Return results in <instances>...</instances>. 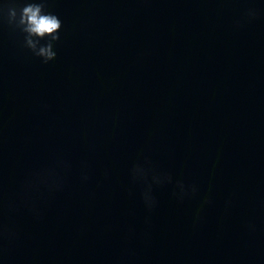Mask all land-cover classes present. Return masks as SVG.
Masks as SVG:
<instances>
[{"label":"clouds","instance_id":"obj_1","mask_svg":"<svg viewBox=\"0 0 264 264\" xmlns=\"http://www.w3.org/2000/svg\"><path fill=\"white\" fill-rule=\"evenodd\" d=\"M257 15L258 10L249 7L245 10L243 19L252 21ZM7 22L14 30H19L23 34V47L28 49L33 56L39 58L42 63L48 64L56 60L57 51L55 48L61 39L62 21L56 14L46 10L45 0H29L19 9L9 7ZM42 41L44 43H41ZM70 167L68 162L60 161L54 168L34 171L24 181L20 192L21 204L34 218L40 219L42 215L38 199L62 191ZM129 171L133 183L141 186V198L149 214L158 205L156 190L165 186L172 187V195L180 203L200 197L199 207L196 208L193 216L194 225L201 223L204 209L212 203L211 185H209L207 193L201 196L197 184L186 183L184 179L176 178L168 171L157 170L148 157H144L142 162L133 163ZM89 178L88 165L86 162H82L81 182L86 183ZM18 207L13 201H4L0 195V215L5 211H16ZM14 236L15 233L10 228L0 223V252L3 250V242L11 240Z\"/></svg>","mask_w":264,"mask_h":264}]
</instances>
